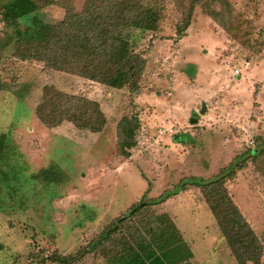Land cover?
Returning a JSON list of instances; mask_svg holds the SVG:
<instances>
[{"label":"rangeland","instance_id":"1","mask_svg":"<svg viewBox=\"0 0 264 264\" xmlns=\"http://www.w3.org/2000/svg\"><path fill=\"white\" fill-rule=\"evenodd\" d=\"M8 1L0 0V264H115L122 240L133 243L163 214L193 253L178 264H238L198 187L235 158L224 186L264 245V0L219 1L212 7L224 18L215 19L197 4L182 37L175 27L189 0H158V32H123L147 61L136 92L15 58L19 39L80 13L86 0H34L38 9L15 25L2 19ZM45 87L98 101L106 125L92 133L65 120L48 129L34 114ZM124 115L140 121L128 159L117 153ZM118 219L116 233L92 248Z\"/></svg>","mask_w":264,"mask_h":264},{"label":"trees","instance_id":"2","mask_svg":"<svg viewBox=\"0 0 264 264\" xmlns=\"http://www.w3.org/2000/svg\"><path fill=\"white\" fill-rule=\"evenodd\" d=\"M219 1L223 0H189L186 17L175 27L177 36L185 34L197 4L212 18H224L221 11L212 7ZM1 8L2 19L7 25L17 24L20 18L38 9L34 0H10ZM161 10L162 5L158 0H86L80 13L69 12L61 21L43 23L29 40L19 39L15 58L43 62L49 69L73 74L85 81L115 89L127 87L131 92H136L145 74L147 61L135 51L123 32L129 28L158 32L161 28ZM220 24L227 28L223 21ZM34 114L48 129H54L66 120L79 129L97 133L107 122L98 101L52 87H45ZM139 125L140 121L135 115H124L118 122L117 153L124 159H128L131 149L136 147ZM4 136L0 135V148L5 145ZM186 137L174 135L173 141L183 143ZM251 152L254 153V150ZM237 162L235 158L227 168L219 171L217 178L198 187L202 189L218 230L236 262L260 264L264 245L224 186L226 177L238 168ZM223 174L225 176L222 177ZM163 201L160 196L149 199L147 204L154 206ZM144 205L140 202L131 207L123 217L137 214ZM118 221L90 246L97 247L108 240L114 230L116 233ZM150 222L144 234L139 233L141 235L134 238L133 243L121 239L123 248L116 251L115 264H178L193 257L190 246L171 218L163 214L158 215L153 223ZM90 246L82 248L77 257L72 258L84 256L91 249ZM59 261L67 262L66 258Z\"/></svg>","mask_w":264,"mask_h":264},{"label":"crops","instance_id":"3","mask_svg":"<svg viewBox=\"0 0 264 264\" xmlns=\"http://www.w3.org/2000/svg\"><path fill=\"white\" fill-rule=\"evenodd\" d=\"M240 70L238 69V72H239ZM83 80V79H82ZM88 83H90L91 81H87ZM91 83H94V82H91Z\"/></svg>","mask_w":264,"mask_h":264},{"label":"water","instance_id":"4","mask_svg":"<svg viewBox=\"0 0 264 264\" xmlns=\"http://www.w3.org/2000/svg\"><path fill=\"white\" fill-rule=\"evenodd\" d=\"M202 108H204L205 109V105H203V107ZM194 115H197V114H194ZM195 120V119H194Z\"/></svg>","mask_w":264,"mask_h":264},{"label":"built area","instance_id":"5","mask_svg":"<svg viewBox=\"0 0 264 264\" xmlns=\"http://www.w3.org/2000/svg\"><path fill=\"white\" fill-rule=\"evenodd\" d=\"M236 73H238V70L236 71Z\"/></svg>","mask_w":264,"mask_h":264}]
</instances>
